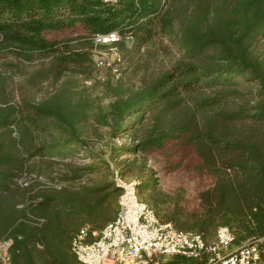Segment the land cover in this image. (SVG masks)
<instances>
[{
	"label": "trees",
	"instance_id": "16d2710c",
	"mask_svg": "<svg viewBox=\"0 0 264 264\" xmlns=\"http://www.w3.org/2000/svg\"><path fill=\"white\" fill-rule=\"evenodd\" d=\"M112 30L120 50L166 38L177 56L139 85L114 86L107 69L104 105L90 93L99 81L69 77H91L94 37ZM46 81L47 94L23 97ZM114 170L179 230L264 236V0H0V242L13 239L11 263L81 264L75 234L117 216ZM160 171L211 182L188 208L182 186L160 190Z\"/></svg>",
	"mask_w": 264,
	"mask_h": 264
},
{
	"label": "built area",
	"instance_id": "2783aa9c",
	"mask_svg": "<svg viewBox=\"0 0 264 264\" xmlns=\"http://www.w3.org/2000/svg\"><path fill=\"white\" fill-rule=\"evenodd\" d=\"M114 4L117 0H101ZM116 30L97 33L96 44L109 45L113 62L98 60L97 67L112 69L115 79L121 72V53L115 45L120 41ZM115 186L120 189L119 210L114 220L101 230L84 226L71 241L70 250L81 264H161L160 256H182L202 260L201 264H264V236L247 238L236 243L235 235L226 226H219L212 241L194 231L177 229L172 222H163L138 194V181L114 170ZM9 238L0 242L1 264H12ZM204 259V260H203Z\"/></svg>",
	"mask_w": 264,
	"mask_h": 264
},
{
	"label": "rangeland",
	"instance_id": "374dc122",
	"mask_svg": "<svg viewBox=\"0 0 264 264\" xmlns=\"http://www.w3.org/2000/svg\"><path fill=\"white\" fill-rule=\"evenodd\" d=\"M176 51V47L171 45L166 38H156L154 40V43H151L149 46L143 48H139L131 42H126L120 50V53L122 52L121 57L123 61L122 63L116 66L120 70L121 75L119 80L117 81L115 79H112V84L116 86L117 84L124 85L128 82H134L135 84L139 85L145 81H148L158 76L163 70L167 69L170 66L175 56H177ZM98 60H106L113 62V56L109 45H99L93 49V61L97 63ZM109 68L110 67L103 66L98 69V67L96 68L94 65V69L90 72L91 77L87 78L84 75L79 74L77 77L75 75H71L69 78L77 79L78 82L82 86H84V88L90 87L91 82H93L94 80L99 81L100 84L97 85L94 90H90V93H92L93 98H102V103L105 105L108 102V98H106L103 93L105 91L104 83L108 78L111 77V74L113 75L111 68V74L107 70ZM18 82L21 81H14L13 84H15L14 86L16 88V91L20 93V88L17 85ZM47 82L49 81H46L43 84L41 82L35 86L23 87L21 89L23 97L27 99H34L35 96H44L50 91L51 88V85H49ZM114 141L117 144L122 143L121 139H115ZM105 156L107 157V154ZM109 161L111 163V167L115 168L114 162L112 160ZM151 164L152 167L156 169L158 168V166L154 165L153 163ZM210 182L211 178L207 175L196 176L184 171H177L174 173H164L160 171L158 173V183L160 190L172 194L176 192V189L180 186L185 189V192L183 193V204L186 205V207L188 208H193L197 206L198 192L209 186ZM138 194L142 200H144L151 208H153L150 203L151 201L149 199V193L145 192L144 188H141V184L138 185ZM162 207L164 208V206L161 204V208ZM214 237L215 234L212 237L208 238V241H212ZM159 259L161 261V264L202 263V260L195 258H185L182 256H160Z\"/></svg>",
	"mask_w": 264,
	"mask_h": 264
}]
</instances>
